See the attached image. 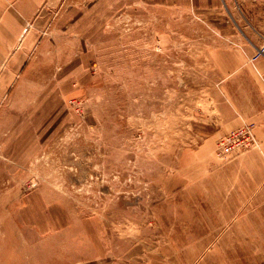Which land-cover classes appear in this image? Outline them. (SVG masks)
Instances as JSON below:
<instances>
[{
    "label": "rangeland",
    "instance_id": "374dc122",
    "mask_svg": "<svg viewBox=\"0 0 264 264\" xmlns=\"http://www.w3.org/2000/svg\"><path fill=\"white\" fill-rule=\"evenodd\" d=\"M224 3L214 18L109 1L91 20L46 3L18 53L0 49V264L264 263L216 155L225 67L264 56V0Z\"/></svg>",
    "mask_w": 264,
    "mask_h": 264
},
{
    "label": "crops",
    "instance_id": "0c3cea01",
    "mask_svg": "<svg viewBox=\"0 0 264 264\" xmlns=\"http://www.w3.org/2000/svg\"><path fill=\"white\" fill-rule=\"evenodd\" d=\"M109 1L111 5L121 4L127 11L143 12L144 15L185 12L197 16L214 14V18L222 16L221 4L225 5V0H0V49L7 52L13 48L14 54L18 53L16 43L24 31L30 32L25 21L35 19L42 4H69L70 8L79 13L80 18L91 20L99 17V12L102 13L104 4ZM236 54L237 58L230 60L225 67L234 70L232 73L226 72L223 78V84H229L232 88L228 100L232 109L227 119L229 125L228 129L218 132L226 134L244 124H253L257 147L243 155L231 156L227 161L222 159L225 160L222 173L226 183L224 206L231 212L243 213L236 216V221L241 222L239 226L259 229L264 228V56L248 60L247 55L242 56L241 51ZM16 56L10 59L15 60ZM22 64L8 61L5 67L16 73ZM228 201L230 203H225ZM28 202H31L30 198ZM32 204L28 203L27 207ZM102 254L90 258L95 260L78 264H104ZM214 257L209 253L205 260L208 264H223L212 261Z\"/></svg>",
    "mask_w": 264,
    "mask_h": 264
},
{
    "label": "built area",
    "instance_id": "2783aa9c",
    "mask_svg": "<svg viewBox=\"0 0 264 264\" xmlns=\"http://www.w3.org/2000/svg\"><path fill=\"white\" fill-rule=\"evenodd\" d=\"M259 53H264V47L259 48ZM253 129V124H244L221 136L216 144V155L221 159H227L246 150L256 148L257 141Z\"/></svg>",
    "mask_w": 264,
    "mask_h": 264
}]
</instances>
